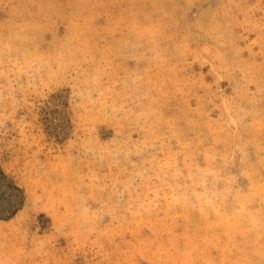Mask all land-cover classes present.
Here are the masks:
<instances>
[{"label": "rangeland", "instance_id": "374dc122", "mask_svg": "<svg viewBox=\"0 0 264 264\" xmlns=\"http://www.w3.org/2000/svg\"><path fill=\"white\" fill-rule=\"evenodd\" d=\"M0 264H264V0H0Z\"/></svg>", "mask_w": 264, "mask_h": 264}, {"label": "bare ground", "instance_id": "6f19581e", "mask_svg": "<svg viewBox=\"0 0 264 264\" xmlns=\"http://www.w3.org/2000/svg\"><path fill=\"white\" fill-rule=\"evenodd\" d=\"M15 192V191H14ZM4 195V194H3ZM10 209V208H9ZM3 213V212H2Z\"/></svg>", "mask_w": 264, "mask_h": 264}]
</instances>
